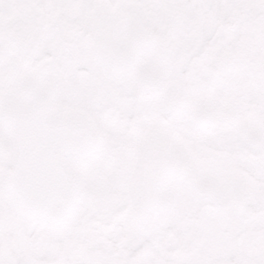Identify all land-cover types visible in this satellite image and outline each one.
<instances>
[{"label": "snow or ice", "instance_id": "6c2138e0", "mask_svg": "<svg viewBox=\"0 0 264 264\" xmlns=\"http://www.w3.org/2000/svg\"><path fill=\"white\" fill-rule=\"evenodd\" d=\"M0 264H264V0H0Z\"/></svg>", "mask_w": 264, "mask_h": 264}]
</instances>
